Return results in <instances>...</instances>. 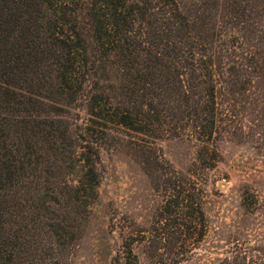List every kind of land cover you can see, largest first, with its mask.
Returning a JSON list of instances; mask_svg holds the SVG:
<instances>
[{
	"label": "rangeland",
	"instance_id": "374dc122",
	"mask_svg": "<svg viewBox=\"0 0 264 264\" xmlns=\"http://www.w3.org/2000/svg\"><path fill=\"white\" fill-rule=\"evenodd\" d=\"M89 1L0 0V264H172L178 227L200 222L202 238L173 264L235 254L264 264V0H180L172 34L160 4L135 22L151 36L144 46L178 55L162 61L170 75L152 61L136 67L151 73L134 88L161 122L145 133L112 122L126 71L117 59L63 62L68 45L93 46ZM209 84L207 138L192 124ZM183 189L193 207H181Z\"/></svg>",
	"mask_w": 264,
	"mask_h": 264
},
{
	"label": "trees",
	"instance_id": "16d2710c",
	"mask_svg": "<svg viewBox=\"0 0 264 264\" xmlns=\"http://www.w3.org/2000/svg\"><path fill=\"white\" fill-rule=\"evenodd\" d=\"M39 2V0H38ZM177 2L180 0H90L88 5H85L83 8L89 13V20L91 28L95 27L96 34H90V41H92L93 46H83L82 51H78V49H73V46H67V49L63 52V62L67 66H77L83 63L84 66L90 63L89 54L92 51L94 54L98 55L97 60L102 63H106L110 58L117 59L120 63V68H125L126 71L123 70L121 73L120 83H121V100L118 107L116 108V113L114 114V121H112L115 125L124 126L132 131L137 133H145L148 132L149 128H153L155 123L158 125L161 124L157 115L152 114V109L149 105V101L146 98V101L142 99V96H145L142 91L135 90V85L139 82L142 83V89L148 87V76L151 74L148 71L145 73H140L141 71L136 67L142 61V63H153L160 64L165 70H167L168 75L171 74L170 67L163 64L162 61L165 60H178V55L174 51H162L158 49H154L153 46L147 48L146 43L151 40V36L149 33H143L141 30H136L134 25L135 22H139L141 27L145 20V17L152 16L151 8L158 6L160 7V14L166 21L165 26L168 29L169 33H173V28L178 30V18L179 13H177L178 5ZM231 12H234L233 15H238V9H233ZM240 15V14H239ZM198 18V15H195ZM143 20V21H142ZM96 21V22H95ZM164 22V21H163ZM96 23V24H93ZM175 24H177L176 27ZM185 26V25H184ZM183 26V27H184ZM186 26L185 28H187ZM199 31L198 37L202 39L201 31L202 29L199 27L197 29ZM176 31V32H177ZM181 32H177L174 34V37H180L182 43H185V37L180 35ZM173 36V35H172ZM67 38H70L67 36ZM59 41V40H58ZM65 44L66 41L64 40ZM171 46L176 50V45L174 43H170ZM186 45H189L185 43ZM172 49V48H171ZM155 51V52H154ZM184 57L185 63L193 65L194 59ZM95 60V59H94ZM190 63H189V61ZM94 62V61H92ZM133 67L135 68L133 69ZM184 69L186 67L184 66ZM230 70H233L230 69ZM67 71L65 70L64 73ZM186 73L178 72L173 74L174 78L177 80V83L180 86V91L182 94H186L182 88L184 87L183 79H181L182 75ZM209 95L207 98L200 99L197 101L196 106L199 110L197 115V121L195 120L192 124L194 128L201 129V133L205 135V131L207 132L205 137H210L213 132V125L215 122V89L214 85H208ZM182 106V101L177 102L176 110L170 111L169 115L173 117L175 120L170 121L171 126L174 125L175 128H179L178 123H175L176 114H179V109ZM158 114V113H157ZM179 192V191H178ZM182 193V195H180ZM179 194V193H178ZM181 202L183 209H187L190 205L193 207V202L190 200V204L188 202V197L185 195V189L180 191ZM183 200V201H182ZM180 202V203H181ZM168 203V201L166 202ZM179 202H175L176 206H179ZM169 204V203H168ZM198 212L200 216L203 215L201 203L198 205ZM162 218V216H161ZM184 225V227H183ZM196 225L199 228H196ZM193 228V229H192ZM203 223H196L194 226H187L181 223V226L178 227V249L172 254L176 257L172 259V264L176 263L178 259V255L182 254L183 246L186 242H188L192 237L194 238H202L203 236ZM130 236L125 237V246L124 249H130L132 242L135 241L134 232H130ZM196 234V237L195 235ZM182 239L179 240L180 237ZM160 240L157 243L150 242L149 245L153 247L154 251L157 250L158 243H161L164 240V237H159ZM174 241L175 243L177 241ZM166 244V242H164ZM124 252V251H123ZM158 255V254H157ZM159 264H163L161 261H158ZM220 264H253L246 260L245 256L242 255H233L229 259L221 262Z\"/></svg>",
	"mask_w": 264,
	"mask_h": 264
}]
</instances>
